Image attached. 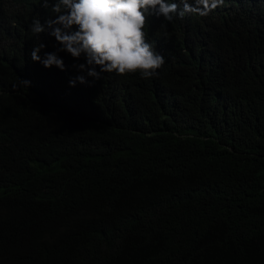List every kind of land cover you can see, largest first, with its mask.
<instances>
[{
    "label": "trees",
    "instance_id": "trees-1",
    "mask_svg": "<svg viewBox=\"0 0 264 264\" xmlns=\"http://www.w3.org/2000/svg\"><path fill=\"white\" fill-rule=\"evenodd\" d=\"M56 15L0 0V264H264V0L149 15L148 79L34 62Z\"/></svg>",
    "mask_w": 264,
    "mask_h": 264
},
{
    "label": "clouds",
    "instance_id": "clouds-1",
    "mask_svg": "<svg viewBox=\"0 0 264 264\" xmlns=\"http://www.w3.org/2000/svg\"><path fill=\"white\" fill-rule=\"evenodd\" d=\"M223 0H42V6L57 13L55 19L42 24L34 18L29 26L34 35L48 32L61 45L56 52H45L44 43L34 45L30 57L34 62L51 69L53 66L66 71L64 60L58 55L66 52L75 59L85 58L86 63L74 65L80 72L100 79L102 73L125 75L139 72L142 78L156 75L165 63V57L147 41L144 31L149 15L172 21L174 16L186 14L207 15ZM183 4V8H180ZM51 30V31H50ZM99 68V71H97ZM77 81L87 84L79 75L69 81L75 87ZM21 83L31 85V81ZM15 87V86H14Z\"/></svg>",
    "mask_w": 264,
    "mask_h": 264
}]
</instances>
